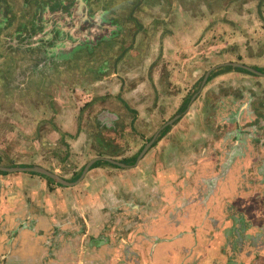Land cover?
<instances>
[{
  "label": "crops",
  "instance_id": "crops-1",
  "mask_svg": "<svg viewBox=\"0 0 264 264\" xmlns=\"http://www.w3.org/2000/svg\"><path fill=\"white\" fill-rule=\"evenodd\" d=\"M17 2L21 6L27 5L26 0ZM151 3L157 4L158 0ZM158 4L162 6L160 2ZM189 21L184 27L185 32H180L181 36L172 35L166 39V44L164 43L166 48H170L166 51H179V53L166 54L162 62L152 64L157 52L155 41L143 69L137 71L133 66V70L126 72L129 81L140 78L139 84L125 81L121 85L114 80L115 74L111 62L105 63L109 69L103 78L86 74L78 85H69L68 82L54 85L49 81L47 72L44 75H36L28 84L25 79L20 81L21 77L18 72L15 74V71L8 74L10 79H7L6 83L0 78V166L17 168L38 165L74 183L72 186L61 185V187L52 179L35 171L24 173L25 177L19 175L11 178L0 175V229L4 227L9 229H6L8 234L4 245H0V264H123L122 259H126L131 264H141V258L134 253L135 242L137 239L143 240V237L151 238L149 225L147 224L146 229H143L145 227L143 225L142 229L138 230V234L141 235L139 238H134L131 229L133 224L126 225L127 232L122 241L126 250L124 257L108 248L111 247L109 243L111 236L114 237L116 233L112 232L109 222L101 223L99 220L103 211L117 209L121 194L128 197L125 205L129 209L142 212V209L146 208L143 217L148 220L156 218L153 212L159 204H164L166 186L177 192L181 202L192 201V195H189L187 189L189 185H185L184 181L188 176L192 181L197 178L195 173L192 174L191 159H195L194 152L189 156L191 159L188 157L180 159L177 157V151L170 148L166 150V161L159 156L155 161L144 156L148 150L147 155L159 149L158 144L153 148L150 146L144 154L140 153V157L138 156L139 151L144 147H142L143 143L151 139L155 141L162 127L170 130V133H178L183 131L179 129L188 127L189 131L196 132V138L203 143L212 137L207 123V115L211 114V110L207 104L202 105L203 95L209 96L211 90L220 94L226 87L214 85L221 80V76L212 80L209 75L205 82L204 79L214 66L231 58L234 59L236 57L234 55L241 49L238 53L229 50V55L224 52L226 56L223 59L220 56L214 58L211 51L212 44L222 42V39L214 34V31L220 27V22L213 27L214 20L207 16L204 19L196 18ZM226 26L224 23L221 24V27ZM235 42L236 45L240 44V40ZM227 43L224 45H228ZM106 55L108 58L112 56L109 51ZM215 61L219 62L214 64ZM161 67H166L165 78H162ZM147 75L150 76L151 82L148 81ZM40 79L42 82L38 81ZM159 79L161 81H158ZM203 82L205 84L201 87ZM80 91L89 95H92L91 91L98 94L99 99L95 100L94 107L100 112V117L103 116V110L111 106L118 109L117 113L123 117L115 118V125L113 117L109 121L110 124L101 121V125L97 123L94 126L89 120L86 122L80 117ZM188 101L191 104L188 105L179 123L165 126L175 119L174 113L183 109ZM192 104H197V112L194 117L188 119L187 111ZM199 105L200 107H197ZM247 106L248 103L242 105L237 117L244 113L242 109ZM250 117L247 119L249 120ZM184 118L186 123L183 122ZM92 126L94 128L91 129ZM52 129L58 131L50 133ZM245 129L246 134L251 135L247 125ZM64 131L69 133L64 134ZM129 131L132 133L130 134ZM138 134L141 135L135 142L136 146L127 145L130 137ZM239 134L244 135V133L237 135ZM9 141L14 147L5 145ZM125 146L129 147V150L124 151ZM44 149L49 150V158L50 154H57L58 160L50 159L44 162L38 156L35 158V154L37 155L38 152L41 154ZM262 151L259 149V154L253 157V161L258 173L264 175V156L260 154ZM96 156L118 161L120 166L104 162L97 164L96 161V165H92L85 174L81 175L86 162ZM136 156H138L134 163L136 167L130 169L126 163L134 160ZM3 160L9 165H2ZM161 169L171 175L178 169L175 181L166 184L162 182L159 173ZM133 171L135 176L133 179H128ZM249 176L246 173L241 174L238 184L247 187L252 183V177ZM203 180L207 185L213 183L210 175L209 177L206 175ZM261 189H264V184L261 185ZM53 194H57V197L52 198ZM84 195H89L88 199L83 198ZM42 200L48 213L42 207ZM180 207L175 205V212H169L171 221L177 219ZM38 210L39 213L33 216ZM11 211L10 216L6 215ZM13 217H17V222L12 221ZM6 220L10 221L11 226L3 225V221ZM262 221L264 222V217ZM19 229L28 231V242L22 249L14 234ZM155 239L160 241L157 237ZM94 244L104 251L102 259L89 256ZM172 247L173 245L169 244L167 259L170 263L173 261ZM258 250L264 254V244L255 251ZM223 252L220 256V264H242L237 248L226 246ZM178 253L179 261H184L186 252L178 250Z\"/></svg>",
  "mask_w": 264,
  "mask_h": 264
},
{
  "label": "flooded vegetation",
  "instance_id": "flooded-vegetation-1",
  "mask_svg": "<svg viewBox=\"0 0 264 264\" xmlns=\"http://www.w3.org/2000/svg\"><path fill=\"white\" fill-rule=\"evenodd\" d=\"M152 1L154 0H123L125 6H122V0H30L26 6L15 5L20 6L19 13L24 9L26 13L20 16L19 20L17 19L16 28L12 33L9 32L12 30L13 22L17 21L13 19V16L6 18L0 24V40L5 42V55L0 51L1 80L6 83L7 79H10L8 74L15 71V74L18 72L21 77L20 81L25 79L28 84V82L33 81L36 75H44L47 72L49 81L53 82L54 85L63 82H68L69 85H78L81 84V79L86 74L103 78L109 69L105 63L111 62L115 74L114 80L122 85L125 81H129L126 72L130 69L133 70V66L137 71L143 69L150 54V48L155 41L157 42V52L152 64L162 62L166 54L179 53V51H166L167 49L170 50L164 45L166 39L172 35L181 36L180 32H185L184 27L190 19H196L203 8L207 11L205 13L211 15L210 7L213 2L218 4L221 2L220 0H158V3L162 4L159 6L158 3L152 5ZM226 2L221 6H228ZM0 6H5V0H0ZM38 10H43V18H37ZM226 15L227 10L221 15L222 22L228 19ZM189 23L191 22L189 21ZM73 29L76 31V35L67 34L68 30ZM85 30H89L90 34L95 36L93 41H85ZM62 33L64 34V42L56 45L54 41L58 40ZM216 37L220 36L217 35ZM79 39L85 42L76 45ZM110 43L114 44L116 48H110ZM57 46H59L58 51H53L49 56L42 57L41 54L44 51ZM108 51L112 55L109 58L106 55ZM54 54L57 59L53 57ZM22 59L25 63L21 62ZM243 59L241 55H238L234 59L217 64L210 71L211 79L215 74L223 76L232 72L239 75L238 78H224L214 84L215 86H225L224 92L218 94L211 90L209 96L203 95L204 102L202 105L207 104L211 110V114L208 113L207 115V123L212 134L211 139L203 143L196 138V132L194 130L189 131L188 127L179 129L183 131L178 133H170V130L163 127L151 145L153 148L159 144V149H155L147 155L148 150L144 156L149 157L151 161L158 159V156L163 157L162 160L166 161L165 156L168 148L177 151V157L180 159L186 157L191 159L189 156L194 152L195 159H191L192 174L195 173L196 175L199 167H208L207 165L210 164L220 167L225 158L229 159L230 155L231 158L237 156L239 163L241 161L244 164L246 157L248 158L246 153L249 151H251L250 154H253L255 149L264 151V65L252 64L248 62L249 60ZM15 62H21L22 68L17 67ZM29 62L36 64L33 65ZM230 62L252 67L256 71V73L251 72L253 78H257L254 79L256 81L254 87L251 84L254 80L250 81V76L243 73L249 71L237 66L223 65ZM161 68L162 78H165L166 67ZM242 77H248L246 78L247 81ZM147 79L151 82L150 76L147 75ZM140 80L137 78L129 82H138L139 84ZM91 94L79 92L81 97L80 117L83 120L86 122L89 120L95 126L97 123L101 125V121H111L113 117L115 125V118L123 117L117 113L118 109L116 110L114 106L103 110V116L100 117V112L94 107L95 100L99 99V96L93 91ZM163 100H165L164 96ZM246 103L248 106L242 109L244 113L237 117V112ZM189 104L191 103L188 101L184 104L183 109L174 113L173 117L180 116L166 126L178 124L184 117L183 113ZM196 105L192 104L188 109V119L196 115ZM193 110L195 111L194 114H189ZM92 118L95 120L91 121ZM183 122H187L185 118ZM245 125L250 128L251 135L246 134ZM237 130L239 131L237 132ZM57 131L53 130L50 133ZM66 133L69 132L64 131V134ZM129 133L132 132L129 131ZM238 133H244V135H237ZM140 135L130 137L128 140L130 142L127 145L136 146L135 142ZM148 142L145 141L142 147ZM126 150H129V147L125 146L124 151ZM140 153L141 150L138 153L139 157ZM138 156L126 163L130 169L136 167L134 163ZM250 159L253 160V158ZM159 173L162 182L167 179L165 182L171 183L175 181L178 169L173 175L168 174L164 169H161ZM242 174L245 173L242 171ZM134 176L135 171H133L132 176L129 174L128 179H133ZM188 177L184 181L185 185L192 182ZM195 199L193 197L192 200ZM126 225L127 223L125 228ZM179 235L178 233L175 234V236ZM246 260L242 258V264H253Z\"/></svg>",
  "mask_w": 264,
  "mask_h": 264
},
{
  "label": "water",
  "instance_id": "water-1",
  "mask_svg": "<svg viewBox=\"0 0 264 264\" xmlns=\"http://www.w3.org/2000/svg\"><path fill=\"white\" fill-rule=\"evenodd\" d=\"M228 66H237L239 68H244L249 72L256 73V71L249 66L230 62ZM209 74V72H208ZM207 74V75H208ZM205 76L204 82L207 79ZM201 87H203V85ZM180 115H176L171 122L176 120ZM110 124L109 121L106 122ZM165 125V126H166ZM163 128V127H162ZM154 139H151L146 143L141 151L144 154L147 149L153 144ZM254 154H259V150L255 149ZM49 154V153H48ZM47 154V155H48ZM260 154L264 156V151ZM49 158V155H48ZM251 158V154H248L246 161L243 164L239 159L235 157L233 160L231 158L224 160V163L220 167L207 165L208 167H199L196 173L197 178L195 181L188 183L187 189L189 190V195L191 198L195 197V200L188 201L178 210V217L181 221L177 224L171 221L169 218V211L175 210V206H181V197L178 196L177 192L172 188L166 186V191L164 195L165 202L163 205V210H168V212H163V215L158 216L156 224H151V228L158 229V237L160 241H156L154 238H142L137 241V246L134 248V253L139 255L141 258V264H220V256L223 254V249L226 246L237 248V252L241 255V258L247 259L246 261H251L253 264H264V254L260 253L259 250L264 244V222L262 218L264 217V189H261V185L264 184V175L258 173V168L254 167V161ZM98 161L99 163H108L110 165L120 166L118 161L108 159L105 157L92 158L88 160L84 166L81 175ZM242 165V166H241ZM109 166V165H107ZM27 171L34 172L45 177L52 179L55 183L62 186H72L73 182H70L55 172H52L45 167L34 165L29 167H3L0 166V171ZM242 171L246 174H250L252 183H249L247 187L238 184L239 179H241ZM209 175L212 176L213 183L209 187L207 183L204 182L203 178ZM165 184L166 182L163 181ZM57 197V194H53L52 198ZM89 195H84L83 198L88 199ZM39 198L42 199L41 196ZM121 201L118 203L117 209H106L103 211L102 215L99 217L105 218L104 222H109L111 226H114V231L116 235L111 236L109 243L111 247L109 249L115 250L119 254L125 257V245L123 244V239L127 229L125 224H129V218L138 217L143 218V211L137 212L129 209L125 205L126 197H122L120 194ZM185 201V200H184ZM183 202V201H182ZM44 201L42 200V207L48 213L47 209L43 206ZM236 210H233L234 207ZM158 208V207H157ZM12 213H6L10 216ZM38 212L33 213V216L38 214ZM129 213V214H128ZM5 214V213H4ZM145 215V213H144ZM200 221H196V217H202ZM17 217H13L12 221H16ZM163 221H162V220ZM10 221H3L4 226H11ZM147 223L143 229L147 228ZM181 225L183 231L181 235H173V225ZM15 226H12V228ZM8 228L0 229V245H4L5 238L8 234ZM27 229H19L14 234L18 239L19 247L24 248L26 246L27 239ZM141 237L137 233V237ZM21 243V244H20ZM165 243L166 248L163 252L161 251L162 245ZM172 244L173 251L181 250L186 252V258L184 261H170L167 259L168 246ZM104 245V244H102ZM109 245V244H108ZM100 246L94 245L91 249L90 257H95L97 259H102L104 251H101ZM177 258V255H173ZM64 259V258H63ZM187 259V260H186ZM65 261V260H63ZM125 264H131L129 261H125Z\"/></svg>",
  "mask_w": 264,
  "mask_h": 264
},
{
  "label": "rangeland",
  "instance_id": "rangeland-1",
  "mask_svg": "<svg viewBox=\"0 0 264 264\" xmlns=\"http://www.w3.org/2000/svg\"><path fill=\"white\" fill-rule=\"evenodd\" d=\"M17 1L18 0H5V6H0V24L2 22H4L6 18L8 19L11 16H13L14 20H17V19L19 20L20 16H22L23 14L26 13L24 8H23L24 10L19 13L18 10L20 9V6H15V5H19ZM220 1L221 2L219 4L217 2H213L212 6L210 7V11H211L210 14L211 15H208L207 13H205L207 11L203 8L202 12L199 13L198 16H197V19H204V17H206V16L208 18H212L214 20L213 23H212L213 27H215V25L218 22H220V27H218L214 31L215 32L214 34L219 35L220 38L222 39V42H214L212 44L213 47H212L211 51L213 52V54H212L213 57L214 58H220L221 57L223 59L226 56L225 53H227L229 55V52H228L229 50H233L234 53H238L239 50L241 49L240 52L238 54H235L234 56L241 55L244 58L243 60H246V61L249 60L248 62H250L252 64L264 65V0H228V2H226V0H220ZM243 1H244L245 4L243 3ZM26 2H30V0H26ZM225 2L228 4V6H221L222 4L224 5ZM122 6H125L123 0H122ZM225 10H227L226 17L228 19L225 20L224 22H222L221 21V15L225 12ZM203 14H205V15H203ZM37 15H38L37 16L38 19L39 18H43L44 17L43 10L42 11L38 10L37 11ZM18 20L13 22V27L11 28L12 30L9 33L14 32V29L16 28V24H17ZM42 23H45V21H42ZM222 23L226 24L227 26L226 27H221ZM67 32H68L67 34H69V35L70 34L76 35V31H74V29L73 30H68ZM16 33H14V34H16ZM84 34H85V37H86L85 41H93L94 38H95V36L93 34L92 35L90 34L89 30H85ZM89 34H90V36L87 37V35H89ZM63 38H64V34L62 33L58 37L59 41L55 40L54 43H56V45L58 43L59 44L63 43L64 42ZM235 40H240V44L236 45L235 44L236 43ZM85 41L84 40L81 41L79 39V41L76 42V45L81 44L82 42H85ZM224 43H227L228 45H224ZM4 44H5V42L3 40H0V51H2L3 55H5ZM244 44H245L246 47L243 48ZM251 47H253V48L258 47V48L257 49H252ZM110 48H116V46L114 44L110 43ZM58 49H59V46L49 48V50L44 51L41 55H42V57L49 56V54H51L53 51H58ZM32 56L35 57L34 55H32ZM53 57L55 59H57L55 54L53 55ZM231 59H233V58H231ZM21 62L25 63V61L23 59L21 60ZM21 62H15L16 63L15 65L17 67H21L22 68V65L20 64ZM217 62H219V61H215L213 63L215 64ZM29 63L33 64V65L36 64V63H31V62H29ZM243 73H245V74L250 76L249 77L250 81L254 80V79L255 80L257 79L255 77L253 78V74L251 72H243ZM209 75L210 74H208L207 77ZM218 76H220V75L215 74L212 77V80H214ZM55 77H56V75H55ZM58 77H61V76L58 75ZM229 77L238 78L239 75L230 72L229 74L221 76L220 79H224V78L226 79V78H229ZM242 78L247 81L246 78H248V77H242ZM255 80H254L253 83H251L253 87H254V84L256 82ZM38 81L42 82V79H40ZM263 81H264V79H263ZM70 85H74V84H70ZM199 107H200V105H199ZM75 112H76V110H75ZM194 112L195 111L193 110L189 114H194ZM90 123L92 124V122H90ZM40 144H42V143L40 142ZM5 145L7 147H14V146L11 145L10 141L6 142ZM250 152L251 151L246 153V156L248 154H250ZM48 153H50L49 150L47 151L46 149H44L43 151H41V154H40V152H38L37 155L35 154V158H36V156H38L44 162H48L50 159L58 160L57 154H50L51 156H50V158H48V155H47ZM254 156H256V154H254V152H253V154H251V158H253ZM235 157H237V156H235ZM1 164L2 165H9V163L6 160L1 161ZM51 168H53V167H51ZM15 173H19V174L15 175ZM24 173H28V172H5V171H0V175H7L8 177H11V178L19 177V175H21L22 177H25V176H23ZM58 186H61V185L58 184ZM181 203H182V205H181V207H182L187 202L184 201V202H181ZM162 204L163 203L159 204L157 206L158 208H156V210L153 212V215L157 216L156 218L148 220L145 217H143L144 220H141V217H138L137 215L135 217L129 218L130 223L133 224L131 229L133 230L134 238H139V236L137 237L138 230L139 229L141 230L142 226L146 225L145 224L146 222H148L147 224L150 227L151 224L152 225L156 224L155 223V219L157 220L159 218L158 216L163 215V212H168V210H163V205ZM177 206H178V204H177ZM236 209H237V207L235 206L233 210H236ZM169 212H173V211L170 210ZM174 212H175V210H174ZM202 218H204L203 215H202V217H199V216L196 217L195 220L196 221H200ZM181 219H179V217H177V219L176 220H172V222L174 221L175 223L178 224L181 221ZM99 220L101 221V223H103L106 219L105 218H101ZM113 227L114 226H112V229H113ZM172 229H173V235H175L176 233L181 235V233H182L181 231H183L181 225L177 226V225L174 224ZM149 230H150V237L151 238H154V237L162 238V237H158V229H154V228L150 227ZM137 241H139V239H137ZM137 241L135 242V244L137 243ZM94 245H96V244H94ZM161 245H162L161 251L163 252L164 248H166V245H165V243H163ZM136 246H137V244L135 245V247ZM173 255H177V258L173 257V260L174 261H179V259H180L179 253L177 251H173ZM120 258L122 259L123 257H120ZM122 260H123V264H125L126 259H122Z\"/></svg>",
  "mask_w": 264,
  "mask_h": 264
},
{
  "label": "trees",
  "instance_id": "trees-1",
  "mask_svg": "<svg viewBox=\"0 0 264 264\" xmlns=\"http://www.w3.org/2000/svg\"><path fill=\"white\" fill-rule=\"evenodd\" d=\"M97 164H99V162H98ZM93 165H96V163H95V164H93Z\"/></svg>",
  "mask_w": 264,
  "mask_h": 264
},
{
  "label": "clouds",
  "instance_id": "clouds-1",
  "mask_svg": "<svg viewBox=\"0 0 264 264\" xmlns=\"http://www.w3.org/2000/svg\"><path fill=\"white\" fill-rule=\"evenodd\" d=\"M150 141V140H149Z\"/></svg>",
  "mask_w": 264,
  "mask_h": 264
}]
</instances>
